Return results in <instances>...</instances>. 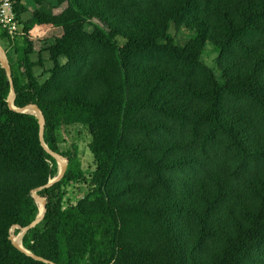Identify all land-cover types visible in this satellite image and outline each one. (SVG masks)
Here are the masks:
<instances>
[{
    "label": "trees",
    "instance_id": "1",
    "mask_svg": "<svg viewBox=\"0 0 264 264\" xmlns=\"http://www.w3.org/2000/svg\"><path fill=\"white\" fill-rule=\"evenodd\" d=\"M28 1L35 4V11L26 7ZM15 2L20 31L4 35L14 52L5 53L12 70L14 103L20 110L36 108L42 113L45 145L67 162V170L59 182L37 194L45 207L44 226L29 230L23 239L24 250L49 262L45 263L20 250L14 237L41 216L33 191L58 177V161L40 140V119L11 107L12 87L0 63V175L36 178L32 185L19 183L0 240L7 264H81L78 258H84L90 247L92 264H264V138L251 116L237 108L227 115L223 111L227 97L247 100L264 122V0ZM46 3L51 4V14L41 11ZM31 23L39 35L31 34ZM172 30L192 37L182 45ZM18 37H23L24 47L17 45ZM88 40L117 54L124 67L135 56L164 53L182 66L201 71L200 80L190 81L192 90L178 93L188 103L178 100L170 111L186 119L190 105L200 101L194 110L191 152L200 173L196 171L192 194L189 200L182 199L178 210L154 209L151 203L139 209L88 211L76 206L64 210L63 185L78 177L81 166L76 146L61 151L59 129H89V149L97 164L93 184L103 192L118 164L122 124L127 118V106L115 108L113 102L123 103L131 96L145 99L141 106L145 109L165 112L166 105L158 106L160 90L178 81L168 70L147 71L136 86L139 93L130 95L128 86L118 81L119 75L113 79L104 73L106 87L99 101L46 98L34 75L40 58L48 55L58 76L77 61ZM207 44L227 57L218 72L201 62ZM62 58L67 60L65 66ZM147 151L135 148L130 154L157 174L175 167L158 159V149L151 155ZM174 216L182 220L186 237L172 230Z\"/></svg>",
    "mask_w": 264,
    "mask_h": 264
},
{
    "label": "rangeland",
    "instance_id": "2",
    "mask_svg": "<svg viewBox=\"0 0 264 264\" xmlns=\"http://www.w3.org/2000/svg\"><path fill=\"white\" fill-rule=\"evenodd\" d=\"M26 7L30 11L37 9L32 1H28ZM51 9V4L46 3L41 11L51 14ZM31 25V34L34 36L39 35L40 30L35 23H31ZM6 34L8 33L0 28V53L4 56L7 51L9 52L12 49L9 40L4 37ZM172 35L182 45H186L192 37L191 33L182 34L174 30H172ZM16 42L21 47L26 45L23 37H18ZM11 53L14 52L11 51ZM5 58L7 60L6 56ZM40 59L41 62L34 68V75L44 88V96L50 99L77 97L99 101L103 97L104 88L106 87L102 80L104 73L109 77L119 75L120 80L118 81L123 86H128L127 90L130 95L139 93L136 86L140 84L141 76L146 74L147 71L151 73L164 69L177 75L178 81L175 85H166L160 90L162 96L159 99L158 106L166 105L165 112L145 109L141 107L145 103V99H133L131 96L129 98L125 97L126 100H123V103L119 100L113 102L115 108L122 105L123 109L124 106H127V118H124L122 124L121 132L124 134L118 145V164L103 192H98L93 184L97 164L89 149L92 143L89 129L86 126L64 127L59 129L58 136L61 151H66L73 145L78 148V158L81 166L78 177L63 185L65 194L63 208L65 211L76 206L88 211L100 208L139 209L148 207L145 205L150 203L154 209L167 210L175 208L178 210L182 199H185V197L188 199L189 194H192V183L196 177V171L200 173L191 153L194 148L192 145V127L196 121L194 110L196 104L200 105V101H194L190 105L189 110L186 112L190 115L186 119L183 116H172L170 111H172L171 107L174 104L177 105L178 100H182L181 103H188L186 99H182V96L178 97V93L181 90H192L194 87L190 81L200 80L203 77L201 71L197 68L192 69L188 66H182L178 61L164 53L135 56L130 60L129 65L124 67L117 54L89 40L83 43L77 61L71 67L61 71L58 76L53 74L54 64L50 61L48 55ZM226 60L227 57L212 44H207L201 58L204 66L216 71L220 70V64L226 63ZM12 61L15 63L17 58L13 57ZM60 62L63 66L67 64L65 58H62ZM185 81L189 83L186 84ZM236 108L255 119L258 131L262 133L264 138V122L260 120L257 107L247 100H236L227 97L223 109L225 115L231 113L232 110L236 112ZM200 130L202 133L205 132L203 128H200ZM146 133L150 134L147 135ZM207 133L209 132L207 131ZM175 145L180 146V148H173ZM171 147L173 149L170 152L164 153ZM135 148L141 152L148 148V155H151L153 150L158 149V159H166L171 165L175 163L173 164L175 167L157 174L130 154L131 150ZM179 162L182 163L179 164ZM62 167L63 163L59 162L57 175L60 174ZM35 181L34 175H0V240L17 197L20 188L19 183L32 185ZM153 196L156 200L150 201L149 199ZM43 226V224L39 225L41 229ZM171 226L177 235L186 237L179 216L171 218ZM20 235L21 233L15 235L14 240ZM93 258L94 254L92 247H90L87 255L84 258H78V260L81 264H92ZM0 264H7L1 249Z\"/></svg>",
    "mask_w": 264,
    "mask_h": 264
},
{
    "label": "water",
    "instance_id": "3",
    "mask_svg": "<svg viewBox=\"0 0 264 264\" xmlns=\"http://www.w3.org/2000/svg\"><path fill=\"white\" fill-rule=\"evenodd\" d=\"M0 62H1V65L3 68L6 69L7 71V75H8V79L11 83V87H12V95H11V98H10V105L11 107L21 113V114H24V115H34L36 117H38L40 119V140L42 142V144L44 145L45 149L47 150V152L52 155L55 159H57L58 161V164L59 162H63L64 165L61 169V172L60 174L58 175V177L52 181H50L47 185L41 187V188H38L36 190L33 191V198L36 202V204L40 207V210H41V216L36 220L34 221L29 227H27L23 232H21V235L16 239L14 240L17 247L24 251L26 254H28L29 256L35 258L36 260L38 261H42V262H45V263H49L43 259H40V258H37L35 257L33 254L29 253V252H26L23 248V239L25 237V235L28 233L29 230L35 228V227H38L40 224L43 223L44 221V214H45V207L43 206V204L41 203V201L39 200L37 194L39 192H41L42 190L44 189H48L50 187H52L54 184H56L57 182H59L66 174V170H67V162L59 155V154H54L52 151H50L48 149V147L45 145V142H44V127H45V119H44V116L42 115V113L36 109V108H28V109H24V110H20L18 108H16L15 106V103H14V99H13V93H14V84H13V80H12V70H11V67L9 66L5 56L3 54L0 53Z\"/></svg>",
    "mask_w": 264,
    "mask_h": 264
},
{
    "label": "built area",
    "instance_id": "4",
    "mask_svg": "<svg viewBox=\"0 0 264 264\" xmlns=\"http://www.w3.org/2000/svg\"><path fill=\"white\" fill-rule=\"evenodd\" d=\"M15 7V0H0V28L10 35L20 31V22Z\"/></svg>",
    "mask_w": 264,
    "mask_h": 264
},
{
    "label": "bare ground",
    "instance_id": "5",
    "mask_svg": "<svg viewBox=\"0 0 264 264\" xmlns=\"http://www.w3.org/2000/svg\"><path fill=\"white\" fill-rule=\"evenodd\" d=\"M63 163V162H62ZM63 165H64V163H63Z\"/></svg>",
    "mask_w": 264,
    "mask_h": 264
}]
</instances>
